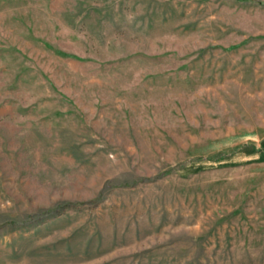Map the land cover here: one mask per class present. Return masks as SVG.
I'll return each instance as SVG.
<instances>
[{
    "label": "rangeland",
    "instance_id": "obj_1",
    "mask_svg": "<svg viewBox=\"0 0 264 264\" xmlns=\"http://www.w3.org/2000/svg\"><path fill=\"white\" fill-rule=\"evenodd\" d=\"M0 264H264V0H0Z\"/></svg>",
    "mask_w": 264,
    "mask_h": 264
}]
</instances>
